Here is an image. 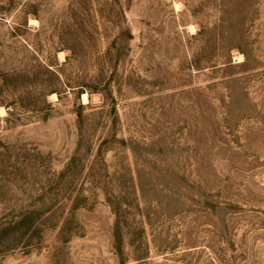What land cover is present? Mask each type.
Listing matches in <instances>:
<instances>
[{"label":"rangeland","instance_id":"1","mask_svg":"<svg viewBox=\"0 0 264 264\" xmlns=\"http://www.w3.org/2000/svg\"><path fill=\"white\" fill-rule=\"evenodd\" d=\"M0 264H264V0H0Z\"/></svg>","mask_w":264,"mask_h":264},{"label":"bare ground","instance_id":"2","mask_svg":"<svg viewBox=\"0 0 264 264\" xmlns=\"http://www.w3.org/2000/svg\"><path fill=\"white\" fill-rule=\"evenodd\" d=\"M179 9H180V7H179ZM52 95L55 96L56 94L53 93ZM53 96H52V97H53ZM57 98H58V97H57ZM83 98H84V99H83L84 101H88V99H89V94H88V93H84V94H83ZM88 102H89V101H88ZM85 103H86V102H85ZM4 109H5L4 107H1V110H4ZM3 112H4V111H3ZM2 114H3V113H2Z\"/></svg>","mask_w":264,"mask_h":264}]
</instances>
